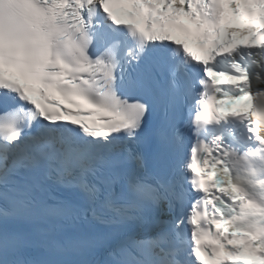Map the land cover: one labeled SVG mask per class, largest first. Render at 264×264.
I'll list each match as a JSON object with an SVG mask.
<instances>
[{"label":"snow or ice","instance_id":"snow-or-ice-1","mask_svg":"<svg viewBox=\"0 0 264 264\" xmlns=\"http://www.w3.org/2000/svg\"><path fill=\"white\" fill-rule=\"evenodd\" d=\"M224 3L260 27L221 28ZM180 12L207 25L202 47L215 37L207 59L167 34ZM256 36L264 0H0V264H205L212 241L237 257L220 264H264ZM45 89L111 118L66 120L81 113L52 111ZM241 102L250 111L217 114Z\"/></svg>","mask_w":264,"mask_h":264}]
</instances>
